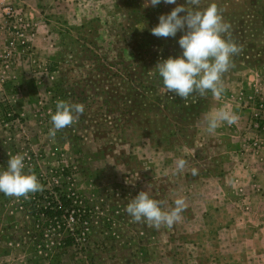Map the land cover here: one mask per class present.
Segmentation results:
<instances>
[{
	"label": "rangeland",
	"instance_id": "1",
	"mask_svg": "<svg viewBox=\"0 0 264 264\" xmlns=\"http://www.w3.org/2000/svg\"><path fill=\"white\" fill-rule=\"evenodd\" d=\"M1 2L31 22L32 55L8 32L0 9V49L15 45L9 67L0 70V99L18 119L0 118V171L10 155H26L25 171L44 190L14 200L0 193V264H264L256 250L235 248L241 230L229 202L202 191L220 164L235 162L239 138L249 146L248 120L264 109V0H202L201 9L215 2L223 11L228 38L242 51L223 76L221 98L209 92L187 101L165 92L155 73L160 59L182 54L183 33L160 38L150 31L176 4ZM58 100L83 103L85 111L52 138L50 111ZM223 106L237 123L206 132L205 114ZM179 158L187 161L181 173ZM140 191L168 208L183 196L182 219L159 229L133 222L126 207ZM58 194L70 198L75 215L53 227L39 214ZM67 235L75 238L70 246L63 243Z\"/></svg>",
	"mask_w": 264,
	"mask_h": 264
},
{
	"label": "clouds",
	"instance_id": "2",
	"mask_svg": "<svg viewBox=\"0 0 264 264\" xmlns=\"http://www.w3.org/2000/svg\"><path fill=\"white\" fill-rule=\"evenodd\" d=\"M161 2L145 0L144 6L155 7ZM163 3L176 4V7L159 16V23L150 30L152 35L168 38L176 37L177 32L183 33L178 40L182 54L160 59L155 65V73L162 78L163 90L185 101L195 95L206 97L209 92L214 98H221L225 92L223 76L233 66L232 58L242 51L241 46L228 38L231 25L224 19L223 11L215 2L201 9L202 0H185L183 4L163 0ZM84 111L83 103L58 100L55 112L50 111L52 128L49 135L55 138L58 131L76 123ZM238 119L232 109L220 107L205 114V131L214 133L225 123L229 126L236 124ZM24 161L23 154L9 156L6 169L0 171V193L28 199L30 194L44 190L37 176L25 171ZM186 165L187 161L179 158L175 161V171L183 172ZM197 172L192 169L193 175ZM173 205L165 207L164 202L152 198L148 191H140L127 204L126 212L133 222H146L156 229L161 226L171 228L182 219L181 214L187 209L183 196L175 198Z\"/></svg>",
	"mask_w": 264,
	"mask_h": 264
},
{
	"label": "crops",
	"instance_id": "3",
	"mask_svg": "<svg viewBox=\"0 0 264 264\" xmlns=\"http://www.w3.org/2000/svg\"><path fill=\"white\" fill-rule=\"evenodd\" d=\"M0 23H3L1 18ZM236 145L240 149L235 162L220 164L222 170L209 180L207 177L208 183L205 182L202 191L204 195L216 196L225 205L229 202L232 224L241 230L233 242L235 248L256 250L257 259L264 260L261 251L264 248V145L251 149L242 138Z\"/></svg>",
	"mask_w": 264,
	"mask_h": 264
},
{
	"label": "built area",
	"instance_id": "4",
	"mask_svg": "<svg viewBox=\"0 0 264 264\" xmlns=\"http://www.w3.org/2000/svg\"><path fill=\"white\" fill-rule=\"evenodd\" d=\"M0 9L5 18V24L8 27V32L19 41V46L23 53L30 57L32 52L31 47L29 46L27 32L30 31L31 22L18 8L9 2H3L0 5ZM14 46V41H10L8 51H2L0 49L1 71H5L9 67L11 60H13ZM260 106L262 107V104H260ZM0 118L2 120H6L7 123H12L13 121L18 120L14 110L9 107L6 100L2 99H0ZM246 131L252 134L249 143V147L251 149H258L264 144V109H262L254 117L249 118L246 125Z\"/></svg>",
	"mask_w": 264,
	"mask_h": 264
},
{
	"label": "trees",
	"instance_id": "5",
	"mask_svg": "<svg viewBox=\"0 0 264 264\" xmlns=\"http://www.w3.org/2000/svg\"><path fill=\"white\" fill-rule=\"evenodd\" d=\"M50 197L52 198L53 196L51 195ZM10 199L14 200L17 198L10 197ZM74 209L75 208L74 206H72L70 198L67 197L66 194H58V199L48 202V204L41 209V213L39 215H41L43 223H45L46 225L47 222L52 223L53 227H55L56 224H59V220L61 219V217H74ZM74 242L75 238L72 236L67 235L63 238V243L66 246H70Z\"/></svg>",
	"mask_w": 264,
	"mask_h": 264
}]
</instances>
